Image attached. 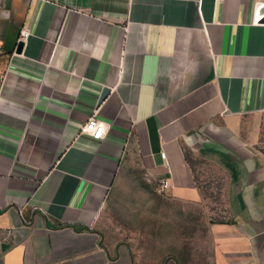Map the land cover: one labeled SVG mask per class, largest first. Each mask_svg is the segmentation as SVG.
Returning a JSON list of instances; mask_svg holds the SVG:
<instances>
[{"label":"crops","instance_id":"0c3cea01","mask_svg":"<svg viewBox=\"0 0 264 264\" xmlns=\"http://www.w3.org/2000/svg\"><path fill=\"white\" fill-rule=\"evenodd\" d=\"M260 4L0 0V264H191L101 234L127 170L208 212L193 264H264ZM94 110L99 139L80 133Z\"/></svg>","mask_w":264,"mask_h":264},{"label":"rangeland","instance_id":"374dc122","mask_svg":"<svg viewBox=\"0 0 264 264\" xmlns=\"http://www.w3.org/2000/svg\"><path fill=\"white\" fill-rule=\"evenodd\" d=\"M194 166L206 176L209 166L204 159H195ZM201 181L208 192L212 186L210 179L204 177ZM143 182L131 170L126 171L123 181L114 187L108 197L102 217L98 220L101 234L108 241H129L135 251L146 256L156 258L169 254L184 258L191 264L199 261L203 236L206 235L203 220L208 212L183 210V206L175 201L146 191L142 187ZM213 190L210 192L214 193L213 200L217 203L219 196ZM223 216L217 212L216 217Z\"/></svg>","mask_w":264,"mask_h":264},{"label":"built area","instance_id":"2783aa9c","mask_svg":"<svg viewBox=\"0 0 264 264\" xmlns=\"http://www.w3.org/2000/svg\"><path fill=\"white\" fill-rule=\"evenodd\" d=\"M29 36V33L26 30H21L19 33L18 40L24 42L27 37ZM107 132V127L105 126L104 122L97 118L96 116V110H94L91 115L88 117L86 122L81 125L80 133L88 134L93 138L99 139L102 138L105 133ZM161 157L163 159L166 158L165 152H161ZM169 183L168 181H162L161 186L159 188V191H163L164 189L168 188ZM23 222L29 223V219L24 218L22 216Z\"/></svg>","mask_w":264,"mask_h":264},{"label":"water","instance_id":"95a60500","mask_svg":"<svg viewBox=\"0 0 264 264\" xmlns=\"http://www.w3.org/2000/svg\"><path fill=\"white\" fill-rule=\"evenodd\" d=\"M258 17H260V16H262V14H264V4H260L259 5V7H258ZM21 47H23V42L22 41H18V43H17V45H16V49H15V52L16 53H20L21 52V50H22V48ZM0 81H1V71H0ZM108 92H109V88H107V87H104L103 89H102V91H101V93H100V96H99V98H98V103L100 104L102 101H103V99L106 97V95L108 94Z\"/></svg>","mask_w":264,"mask_h":264}]
</instances>
